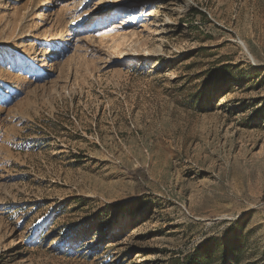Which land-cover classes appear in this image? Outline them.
<instances>
[{"label": "rangeland", "instance_id": "1", "mask_svg": "<svg viewBox=\"0 0 264 264\" xmlns=\"http://www.w3.org/2000/svg\"><path fill=\"white\" fill-rule=\"evenodd\" d=\"M116 1L0 0V264H264V0Z\"/></svg>", "mask_w": 264, "mask_h": 264}, {"label": "bare ground", "instance_id": "2", "mask_svg": "<svg viewBox=\"0 0 264 264\" xmlns=\"http://www.w3.org/2000/svg\"><path fill=\"white\" fill-rule=\"evenodd\" d=\"M144 0H117L116 1V6H126V5H131V4H135V3H138V2H142ZM185 6L187 7L188 6V3H185ZM147 16H154L152 12H149L147 13ZM245 51L250 55L249 51L245 48ZM251 57V55H250ZM253 58V57H251ZM12 246H15V243H13Z\"/></svg>", "mask_w": 264, "mask_h": 264}]
</instances>
